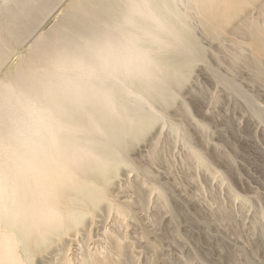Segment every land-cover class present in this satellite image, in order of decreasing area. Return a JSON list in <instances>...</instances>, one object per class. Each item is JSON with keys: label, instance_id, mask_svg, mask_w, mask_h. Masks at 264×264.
I'll list each match as a JSON object with an SVG mask.
<instances>
[{"label": "bare ground", "instance_id": "6f19581e", "mask_svg": "<svg viewBox=\"0 0 264 264\" xmlns=\"http://www.w3.org/2000/svg\"><path fill=\"white\" fill-rule=\"evenodd\" d=\"M255 1L0 0V264H34L112 203L111 172L205 60L194 16L215 38L242 13L238 31L258 37L264 64V24L244 20ZM116 233H104L107 250L59 252L54 264H119Z\"/></svg>", "mask_w": 264, "mask_h": 264}, {"label": "rangeland", "instance_id": "374dc122", "mask_svg": "<svg viewBox=\"0 0 264 264\" xmlns=\"http://www.w3.org/2000/svg\"><path fill=\"white\" fill-rule=\"evenodd\" d=\"M257 1L243 16L262 26L264 0ZM238 16L215 38L192 18L205 60L184 78L165 118L130 145L132 162L111 172L112 203L104 201L97 223L87 218L78 238L64 237L34 264H54L69 250L75 259L81 247L107 250L108 231L125 240L119 264H264V64L250 45L258 37L238 31Z\"/></svg>", "mask_w": 264, "mask_h": 264}]
</instances>
